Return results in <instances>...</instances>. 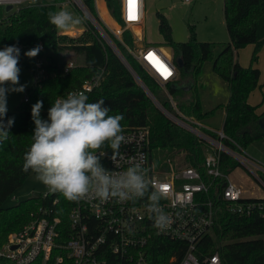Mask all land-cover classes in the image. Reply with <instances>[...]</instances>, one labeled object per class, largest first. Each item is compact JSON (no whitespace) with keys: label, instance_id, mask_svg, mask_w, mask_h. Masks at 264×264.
Returning a JSON list of instances; mask_svg holds the SVG:
<instances>
[{"label":"trees","instance_id":"trees-1","mask_svg":"<svg viewBox=\"0 0 264 264\" xmlns=\"http://www.w3.org/2000/svg\"><path fill=\"white\" fill-rule=\"evenodd\" d=\"M83 1L99 21L94 0ZM106 2L112 15L121 21V1ZM103 6V3L99 6L101 14L104 12ZM59 10L61 9L56 5L25 7L0 27L1 47L18 45L27 48L42 45L45 51L41 53L47 50L51 52L45 56L43 78L34 83L29 101H23L15 111L7 112L4 118L7 123L9 118L14 117V124L9 130L8 139L0 142V214L10 210L17 211L13 216L14 221L24 223L17 231L29 223L33 215L39 214L40 209L46 208L62 218L63 225L69 230L68 215L75 203L59 193H53L47 197H32L12 207L5 206L8 198L21 188L32 174L31 171L26 173L22 170L23 156L32 143L35 127L31 119V106L37 100H43L41 116L47 119L48 109L56 99L81 88L88 80L97 79L103 70L105 72L100 83L101 89L90 95L89 103L103 99L105 106L110 109L109 115L120 114L124 117L121 121L124 130L150 126L154 148L157 147L162 152L164 160L167 161L166 166L170 169L175 167L172 151L175 153V150H181L189 163L200 162L203 158L200 142L183 132L153 106L133 75L112 48L102 40L93 25H89L85 38L58 37V30L50 24L48 13ZM102 16L104 17L103 14ZM157 17L166 46L173 49L177 63L179 59L183 61V67H178L179 81L176 86L170 88L174 97L183 90L180 85L182 76L191 73L194 76L202 62L209 58L213 44L198 41L193 30L188 42L176 43L172 39V29L167 18L160 12H157ZM224 19L229 42L216 60L215 68H219L221 57L229 56L232 62L227 73L221 71L230 90L229 102L223 106L225 120L222 127L227 135L246 149L248 144L264 139V112H258V106H252L248 102L249 96L259 85L261 74L260 70L253 66L241 67L235 59V54L244 46L254 45L253 61L257 59L264 45V0H225ZM109 34L122 54L125 52L123 55L128 63L137 71H144L134 56L126 52L123 43L112 33ZM89 38L92 40L88 41ZM124 41L130 44L132 37L127 33ZM64 51L83 56V66L75 65L66 73L67 66L60 64L56 55ZM144 78L148 76L145 74ZM194 95L192 103L178 107L181 110L183 107L186 116L202 122L215 111L204 113L197 92ZM161 102L171 109L165 92ZM223 164L225 170L238 167L229 157H224ZM56 200L58 202L54 203ZM186 249V244L177 241L155 240L151 246L150 264H178ZM201 250L209 256L218 251L223 264H264V211L248 217L225 213L217 221L212 236L205 238L201 244ZM171 258H175V261L171 262Z\"/></svg>","mask_w":264,"mask_h":264},{"label":"built area","instance_id":"built-area-1","mask_svg":"<svg viewBox=\"0 0 264 264\" xmlns=\"http://www.w3.org/2000/svg\"><path fill=\"white\" fill-rule=\"evenodd\" d=\"M99 1L94 0L95 9L98 18L104 21ZM120 1L121 19L125 29L142 30L146 20L145 0H133L132 19L129 18L128 0ZM183 1L187 4L194 2ZM43 3L33 4L32 0H0V27L25 7L56 5L62 9L75 4L96 28L102 40L114 50L156 108L173 124L183 129V132L200 142L203 158L195 163L185 160L186 164L164 171L155 162L151 130L147 126L126 128L123 131L125 142L116 153L105 149L102 163L113 172L123 171L132 163H141L147 170L152 186L163 193L164 198L161 199L160 205L171 218V224L164 231L153 226V219L145 207L146 198L123 203L115 200L101 202L95 199L75 202L68 215L69 230L63 225V219L52 210L40 209L39 214L33 215L29 223L7 239L0 250V264H150L151 246L158 239L186 244L187 249L178 264H223L218 251L212 256L205 255L201 244L205 238L212 236L217 221L225 213L248 217L264 211V164L252 158L223 128L211 129L180 112L175 98L170 93V88L176 86L180 77L174 52L171 54L159 46H143L131 52L143 69L161 84L171 105L170 109L158 101L125 62L108 34L95 24L94 21L98 20L83 0H54ZM103 3L107 4L106 0H103ZM9 5L13 7L11 12L6 11ZM112 17L115 18L113 15ZM116 29L118 28H109L110 32L120 39ZM16 46L20 49V65L22 47ZM2 48L0 46V49ZM44 51L42 46L39 53ZM45 59L42 57L37 63L41 79L44 75ZM158 64L163 65L170 74H162ZM74 67V63H69L65 72L68 73ZM104 72L105 70L97 79L86 81L81 88L72 90L60 98H66L73 92H82L89 101L90 95L101 89ZM29 99L30 96L27 95L24 102ZM224 157L233 159L238 167L233 170L223 169ZM181 158L186 159L184 154ZM238 168L246 169L254 177L258 183L255 187L262 191L261 196H247V191L235 183L231 177ZM51 194L53 193L47 192L43 197ZM57 202L58 200L54 203ZM173 261L175 258H171V262Z\"/></svg>","mask_w":264,"mask_h":264},{"label":"clouds","instance_id":"clouds-1","mask_svg":"<svg viewBox=\"0 0 264 264\" xmlns=\"http://www.w3.org/2000/svg\"><path fill=\"white\" fill-rule=\"evenodd\" d=\"M35 4L36 0H32ZM48 20L58 31H70L81 23L73 13L61 9L50 11ZM42 50L41 45L24 52L29 59ZM20 49L6 45L0 49V142L7 140L14 117L5 123L7 95L21 93L26 85L20 84ZM43 100L31 106L34 123L32 143L23 156L24 172L31 171L49 192L59 193L72 202L99 200L106 202L147 199L146 210L153 226L164 231L171 218L160 205L163 193L152 186L147 170L141 163H132L125 170L113 172L102 163L105 149L118 152L125 142L120 114L109 115L103 99L89 103L82 92L58 98L42 118Z\"/></svg>","mask_w":264,"mask_h":264},{"label":"rangeland","instance_id":"rangeland-1","mask_svg":"<svg viewBox=\"0 0 264 264\" xmlns=\"http://www.w3.org/2000/svg\"><path fill=\"white\" fill-rule=\"evenodd\" d=\"M52 1L54 0H37L36 3L41 4L42 2L46 3ZM59 1L61 0H58L57 2ZM102 3L103 0H100L99 6ZM74 5L66 6L62 9L67 10L73 13L75 17L80 18L81 23L70 31H58V37L60 38L65 36L69 38H85L89 32V25H93L83 11ZM224 5L225 0H194L192 4H187L183 0H145L146 20L142 30L136 28L134 30L125 29L122 20L118 21L114 18L116 21V27L118 28L116 29V33L120 36V39L116 38L123 43L128 54H131L133 50L139 49L143 46L167 47L159 30L157 12L162 13L167 18L172 29V39L174 42H188L191 38V30H193L196 33L198 41L213 44L211 56L202 62L194 76L193 73L184 77L182 76L180 85L183 90L181 91V94H175L174 98L176 99L178 105H185L188 102L192 103L195 97L194 93L197 92L203 112L207 113L215 111L213 115L202 121L203 125L217 130L221 129L223 126L225 120V111L223 106H225L230 99L229 86L222 75V72L227 73L228 71L231 64L230 57H221L218 62V67H222V70L214 67L216 59L229 42V34L224 19ZM103 10L106 12L105 6H103ZM3 11L6 12L5 9ZM104 12H102L103 15ZM94 22L102 28L104 33L108 34L107 36H109L110 41L120 52V55L125 62L128 63L123 55L125 52L122 54L120 49L117 47L115 40L110 37L109 33L111 32L106 24H104L101 19H99L98 22L96 20ZM142 32H144V34ZM127 33L132 37V42L130 44L124 41V36ZM89 40L92 39L89 38L88 41ZM31 48L33 47H22L21 66H19L21 68L19 77L20 84L26 85V88L21 93L10 92L7 95V112L15 111L27 95L31 96L30 90L33 88L34 83L41 79V73L37 71L38 60L45 57L48 53H51L47 50L45 53H39L35 58L29 59L24 55V52ZM254 50V45L244 46L235 54V59L243 68L253 66L254 68L260 70L261 75L259 85L249 96L248 102L252 106H258V112L261 113L264 112V45L259 51L255 61H253ZM56 55L60 64L65 66L71 62L77 67H82L84 64L83 56H76L69 51H64ZM128 65L134 72H136L146 87L153 92V95L158 99V101L161 102V99L164 97V91L162 90L161 84L145 69L140 72L131 66V64L128 63ZM145 74L148 76V78H146L147 80L144 78ZM153 106L156 108L154 103ZM179 110L182 114H184L183 107L182 110ZM155 149V162L162 170L169 171L170 168L166 166L167 161L164 160V155L157 149V147ZM174 152L175 153L172 151L171 156L173 157L175 168L187 163L185 162L186 159L181 158L183 154L181 150H175ZM246 152L252 158L264 164V139L248 144ZM231 178L235 181V183L240 185L242 189L247 191V196L262 195V191L255 187V185H258L257 181L246 169L238 168L232 173ZM47 192H49L48 189L41 182L36 180L35 174L32 173L26 179L23 186L8 198L5 206L12 207L32 197H43ZM16 212L17 211L15 210H10L0 214V248H3L7 239L24 224L14 221L13 216Z\"/></svg>","mask_w":264,"mask_h":264},{"label":"crops","instance_id":"crops-1","mask_svg":"<svg viewBox=\"0 0 264 264\" xmlns=\"http://www.w3.org/2000/svg\"><path fill=\"white\" fill-rule=\"evenodd\" d=\"M104 4V6H105V10H106V12H104V24H106V26L108 27V28H110V29H115L116 28V21L114 20V18L112 17V15H111V13H110V11H109V9H108V7H107V4L106 3H103ZM159 47H161V46H159ZM212 53V52H211ZM222 53V52H221ZM221 55V54H220ZM219 55V56H220ZM210 56H211V54H210ZM209 56V57H210ZM219 56H218V58H219ZM217 58V59H218ZM216 59V60H217ZM220 61V60H219ZM230 62H232V61H230ZM215 63H216V61H215ZM215 63H214V67H215ZM21 64V63H20ZM19 66H21V65H19ZM219 70H222V67H219L218 68ZM150 126H148V128H149ZM208 127V126H207ZM209 128H211V129H214V128H212V127H209ZM223 128V127H222ZM149 130H152L151 129V127L149 128ZM214 130H217V129H214Z\"/></svg>","mask_w":264,"mask_h":264},{"label":"snow or ice","instance_id":"snow-or-ice-1","mask_svg":"<svg viewBox=\"0 0 264 264\" xmlns=\"http://www.w3.org/2000/svg\"><path fill=\"white\" fill-rule=\"evenodd\" d=\"M128 4H129V18L132 19V18H134L133 15H132L133 0H128ZM150 56H151V54H150ZM152 59H154V58H152ZM158 67L162 70V74H165V75L170 74V73L167 72V69L163 68V65H159L158 64Z\"/></svg>","mask_w":264,"mask_h":264},{"label":"water","instance_id":"water-1","mask_svg":"<svg viewBox=\"0 0 264 264\" xmlns=\"http://www.w3.org/2000/svg\"><path fill=\"white\" fill-rule=\"evenodd\" d=\"M13 10V7L11 5L7 6L6 11L11 12ZM165 49L172 54L173 49L171 47H165ZM178 67L181 68L183 67V61L181 59L178 60L177 63ZM262 128H264V125L262 124Z\"/></svg>","mask_w":264,"mask_h":264}]
</instances>
